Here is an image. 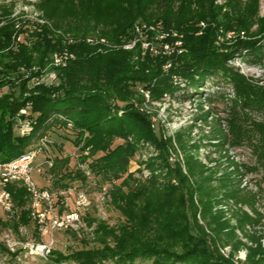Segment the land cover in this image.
<instances>
[{
  "label": "trees",
  "instance_id": "obj_1",
  "mask_svg": "<svg viewBox=\"0 0 264 264\" xmlns=\"http://www.w3.org/2000/svg\"><path fill=\"white\" fill-rule=\"evenodd\" d=\"M155 2L167 11L161 21L166 34L162 43L174 46L180 42L173 52L153 56L149 50L143 51L140 42L130 50L104 52L98 50L102 44L92 46L86 42L88 36L96 34L118 43L123 37L133 40L135 20L150 22L142 13ZM37 6L51 26L26 21L17 28L12 22L0 26V87L10 83L3 75L30 67L34 55L42 60L66 46L76 59L61 70V84L56 89L38 88L18 96L0 94V163L33 150L41 138L49 139L45 133L53 127L62 128L72 135L69 139L95 175L119 181L110 196L112 205L124 217L118 227L104 223L97 226L94 234L101 238L97 248L69 254L52 250L46 256L50 263L105 264L112 258L114 264H134L136 259H151L152 264H235L234 253L244 251L245 258L237 259V264H264L263 216L254 207L256 195L242 186L247 167L227 156V150L229 164L219 178L207 177L205 167L189 156L182 159L183 171L180 162L169 160L164 149L167 141L155 132L149 116L141 110L139 104L144 98L138 94L143 89L150 92L152 99L165 94L174 96L180 90L177 79H181L194 89L191 96L198 95L205 81L223 78L233 86V95L217 92L216 96L228 102L229 114L243 112L258 120L253 129L259 137L256 148L264 158V88L257 80L239 75L226 65L227 59L239 56L264 69V25L259 36H249L250 27L262 24L264 18H257L252 6L241 9L239 0L221 5L215 0H41ZM64 12L82 22L74 32L80 41L68 44L56 34L55 30L60 29L59 14ZM8 14V10L0 8V23ZM92 21L114 28L101 33L93 31L94 27L84 28L83 24L89 26ZM29 26L33 27L31 31ZM14 32L15 38L25 36L11 49ZM230 32L235 36L228 38ZM240 32L244 37L240 38ZM185 95L191 97L188 92ZM21 110L26 113L21 114ZM254 113L262 118L256 119ZM18 123L29 124L26 133L15 132V127H21ZM116 140L122 142L113 146ZM140 143L156 146L162 159L160 164L148 160L146 165L152 172L146 180L128 172ZM216 143L222 148L236 144L221 136ZM45 151L49 154L50 148L47 146ZM156 169H160L158 174ZM66 178L85 180L82 174L67 175L54 184L65 189L62 181ZM7 189L22 210L25 191L12 185ZM245 205L251 208L252 215L242 209ZM197 213L204 225L198 222ZM19 219L28 224V212L23 209ZM104 239H109L115 249H110ZM227 246L231 250L228 257L218 250Z\"/></svg>",
  "mask_w": 264,
  "mask_h": 264
},
{
  "label": "rangeland",
  "instance_id": "obj_2",
  "mask_svg": "<svg viewBox=\"0 0 264 264\" xmlns=\"http://www.w3.org/2000/svg\"><path fill=\"white\" fill-rule=\"evenodd\" d=\"M40 1L0 0V8H5L9 11V14L4 16L0 26L7 22H12L15 24L14 28H17L23 21L51 26L49 20L42 17V11L37 6ZM226 1L228 0H215V3L221 5ZM178 4L177 2V6ZM239 6L241 9L245 8V6H252L257 11V18H264V0H239ZM173 10H176L175 7ZM166 12V8L158 2L152 3L142 13V17L150 22L138 18L133 24L134 27L144 24L153 25L152 27L156 32L153 31V34L151 33L149 36L153 40L152 46L155 51H151L153 56L164 53L162 45H165V50L170 51V53L173 52L175 47L180 46L179 41L170 47L169 44L162 43L165 38L163 36H166V34L163 33L161 21ZM59 15L60 18L57 22H59L60 29L55 30L56 34L62 35L64 42L68 44L80 41L81 37H75L76 34L74 32L81 28L82 22L77 21L67 12ZM262 25H264V20L262 24H253L249 29L251 34L249 36H259L258 32ZM83 26L89 29L94 27L93 31L96 33L110 32L114 28V26L104 24V22L97 24L93 21L89 26L86 24H83ZM32 28L29 26L27 29L31 31ZM24 36L19 35L15 38L14 32L10 48L14 49L15 43L23 40ZM234 36L233 32L231 35L230 33L227 34L228 38ZM239 36L240 38L244 37V33L240 32ZM99 37L97 34L96 36H88L86 42L92 46L102 44L103 46H100L98 50L104 52L108 49L118 48L130 50L127 46L133 43V40L127 41L125 37L119 43ZM143 51L145 50L143 49ZM65 55L68 56V59L64 58ZM55 56L62 57L61 66H57L60 63L55 62ZM33 57L35 60L30 67H20L15 72L3 75L4 77L2 78L5 81H10V85L7 84L0 87V94L12 93L18 96L22 93L28 94L31 90L36 91L38 88H58L61 84V70L66 69L76 59V54L64 46L59 51L48 53L42 60H38V54ZM39 61H42V64H39ZM226 65L239 75H243L253 81L257 80L261 87L264 88L263 68L250 65L239 56L227 59ZM177 82L180 90L174 96L165 94L158 99H152L149 91L138 90L139 98H144L139 104L141 110L149 116L155 127V132L162 137L163 141H167L164 149L168 152L169 160L180 162L183 171H185L182 159L185 156H189L202 164L207 171L205 175L212 179L222 176L223 171L229 164L227 156L246 166L247 173L242 181V186L246 188L247 192L256 195L254 207L263 216L262 222L264 223V158L260 157V151L256 148L259 137L253 129L254 122L257 123L258 120L255 121L250 116H245L243 112L235 116L229 114L228 102L216 96L217 92L227 94L228 97L233 95V86L223 78L208 79L200 85V93L192 96L191 94L195 92L191 86H187V83L181 79H177ZM22 84H24L23 89L21 87ZM185 92H188L191 97L186 98ZM208 95H210V100ZM119 104L122 105V103ZM207 111L209 112L208 114L205 113ZM253 117L260 119L262 115L254 113ZM22 124L18 123V126H21L20 128L15 127L16 133L22 132ZM45 134L51 141L48 144L50 153L47 154L44 148L38 151V144L41 145L47 139L46 137L41 138L39 143L34 145L35 147L31 150L35 153L31 177L39 188L49 190L53 198L54 213L58 217L75 212L77 213V219L72 221L73 223L66 230H47L45 233L43 229L39 228V224L32 219L31 213L32 207H34V200H31V197L34 196L27 191L23 182L12 181V183L9 182L6 185L0 183V187H5V191L9 194V205L6 207L0 203V264H51L43 252L27 247L26 243L42 242L47 244L52 242V250L69 254L81 249L97 248L99 246L98 240L100 241L101 238L99 237L98 239V235L94 234V232L100 223H104L111 228L118 227L124 223V217L114 208L110 196V190L118 185L119 181L95 175L86 162L82 161V153L73 145L71 142L72 138L69 139V136L72 135L69 134L68 136L62 128L55 126ZM219 136L221 138L228 137L230 141H235L236 144L225 145L223 148L216 146ZM121 142V140H116L113 146ZM227 150H229V153L226 154ZM47 155L54 160L52 168L44 164V160L48 158ZM149 159H153L157 164L162 163L159 149L151 143H140L136 154L129 162L128 172L134 174L139 180H146L152 172V169L146 165ZM39 167L42 168L41 172H37ZM159 172L160 169L155 170L156 174ZM165 172L164 169L162 174H165ZM75 174H82L85 176V180L80 178L69 180L66 178L62 181L67 186L65 189L60 187V185L56 186L54 184V182H58L61 176L70 175L72 177ZM8 185L15 186L17 190L22 188L25 191L26 203L22 210L24 209L28 212V224L22 223L19 219V214L22 210L15 205L7 189ZM80 194L84 197L80 198ZM242 209L250 215L253 214L251 208L246 205L242 206ZM196 218L201 225H204L200 213H197ZM104 240L110 249H115V245L109 239ZM218 250L220 254L226 257L231 253L228 246L220 247ZM244 258L245 252L240 251L234 253L233 261L237 264V259L243 260ZM60 264L74 263L62 262ZM105 264H114V259L109 258L105 261ZM119 264L128 263L122 262ZM134 264H152V260L136 259Z\"/></svg>",
  "mask_w": 264,
  "mask_h": 264
},
{
  "label": "built area",
  "instance_id": "obj_3",
  "mask_svg": "<svg viewBox=\"0 0 264 264\" xmlns=\"http://www.w3.org/2000/svg\"><path fill=\"white\" fill-rule=\"evenodd\" d=\"M232 32H230L231 35ZM135 36H139V42L141 47L144 50H153L151 37L147 36V28L145 29H137V34ZM165 37V35L163 36ZM162 49L164 53H170V51L165 50V45H162ZM155 52V51H154ZM68 59V58H65ZM62 64H57V66H61ZM21 114L26 113L25 110H21ZM29 126L28 123L22 124V132L26 133V127ZM48 143H50L49 139H45L44 142L39 145L38 151H41L43 148L47 149ZM44 164L47 167L51 168L53 165V160L51 158H46L44 160ZM33 156L29 157L27 160H23L19 162V164L12 165L10 167L2 168V173L0 176H4L8 172H22L26 174L28 177V173H32L33 171ZM42 168H37V172H41ZM30 186L34 187V197H31V200H34V207L32 210V219L35 220L39 224V228L44 230L46 233L47 230H66L68 226L71 225L77 219V213L73 212L71 214H66L63 217H58L57 214L54 213V205L53 198L49 190L41 189L38 187L35 181H30ZM80 198L84 196L82 194L79 195ZM0 203L4 206L9 205V194L5 191V188L0 187ZM45 228V229H44ZM27 247L40 250L45 255H50L52 250V242L43 244L42 242L37 243H26Z\"/></svg>",
  "mask_w": 264,
  "mask_h": 264
},
{
  "label": "bare ground",
  "instance_id": "obj_4",
  "mask_svg": "<svg viewBox=\"0 0 264 264\" xmlns=\"http://www.w3.org/2000/svg\"><path fill=\"white\" fill-rule=\"evenodd\" d=\"M152 26L153 25L148 26L147 24H144L142 26L141 25L140 26H135L134 27V34H137V29H145V28H147V36L149 37L150 34L153 31H155ZM132 42H133L132 44H128V46H127L128 49H132L137 44L136 42H139V36H135V38L133 39ZM64 58H67V55H65ZM54 60H55V62L60 63V64L63 62L62 57H60V56H55L54 57ZM31 156H33V161H34V159H35V153L33 151H29L28 153H26V154L18 157L17 159H15V160H13L11 162H8V163H0V175L2 173V168H4V167H10L12 165L19 164V162H21L23 160H27ZM12 181H16V182L17 181H22L23 184L26 186L27 191H29L34 196V187L33 186H30V181H33L32 177H31V173H28V177H26V174H24L22 172H8L4 176H1L0 177V183L2 185H6L9 182L12 183Z\"/></svg>",
  "mask_w": 264,
  "mask_h": 264
}]
</instances>
